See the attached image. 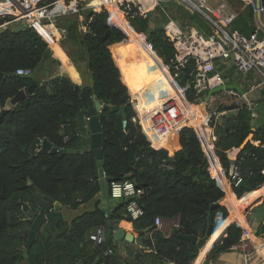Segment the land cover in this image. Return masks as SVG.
I'll return each mask as SVG.
<instances>
[{
  "label": "trees",
  "instance_id": "obj_1",
  "mask_svg": "<svg viewBox=\"0 0 264 264\" xmlns=\"http://www.w3.org/2000/svg\"><path fill=\"white\" fill-rule=\"evenodd\" d=\"M6 7L9 5L5 0L0 2L2 11ZM162 9L168 10L180 26L189 21L184 27L195 26L208 36L210 28L201 16L172 2L164 3ZM163 10L158 9L145 19H126L122 14L86 9L82 14L84 32L78 30L76 15L56 18V27L66 30L60 45L67 49L69 61L77 71L86 70L90 79L86 85L75 83L68 71L72 78L55 75L38 83L39 72L59 68L58 46L39 32L47 44L27 24L17 27L13 23L0 29V264H191L199 249L180 235L204 238L209 215L213 224L218 214L223 219L229 215L227 208L211 210L210 204L226 197L236 207L234 199L264 185V90L256 101L254 119L250 112L238 110L232 104H218L217 109L225 113L215 125L213 151L220 158H211V145L197 121L178 132L170 147L174 148L173 153L169 148L151 144L141 119L147 100L160 105L165 99L161 108L187 110L192 116H201L194 106L206 96H196L193 90V62L181 69H171L156 82L151 79L152 70L160 63L168 65L174 55L162 28L167 20ZM156 13L159 17L155 18ZM9 20L3 17L0 24ZM254 22L248 8L239 12L230 29L249 35ZM134 43L144 44L145 48L141 66L131 77L134 59L124 57L123 53L130 52ZM17 69H30L32 74L16 76ZM31 85L35 89L30 96L9 110L3 109L8 99ZM132 87L136 92L131 93ZM84 88H89L102 106L125 108V128L117 112L102 110L98 118L105 176L114 182L129 181L142 191L135 201L143 215L135 220L126 215L125 199L101 200L112 203L107 210L99 206L97 160L89 147L86 110L79 96ZM162 116L165 124L167 119L172 120L171 136L185 124L184 117L168 116L166 112ZM44 139L52 147L63 149L64 154L37 155ZM239 148L236 158H243V181L234 186L228 181L231 161L226 154ZM37 189L62 206V220L48 221L35 240L25 246L30 224L22 204L36 214L48 213L52 208ZM88 203H94L91 210L80 208ZM241 203H245L243 199ZM155 217L175 220L178 234L165 237L156 230ZM114 225L137 232L136 242H116L114 252L108 247L105 255L103 246H95L89 235L100 226L112 234ZM241 234L237 223L230 225L211 256L236 245ZM255 236L264 237V224L257 227Z\"/></svg>",
  "mask_w": 264,
  "mask_h": 264
},
{
  "label": "built area",
  "instance_id": "obj_2",
  "mask_svg": "<svg viewBox=\"0 0 264 264\" xmlns=\"http://www.w3.org/2000/svg\"><path fill=\"white\" fill-rule=\"evenodd\" d=\"M5 1L9 5L10 10L16 14V17L0 24V29L12 23L24 22L23 25H30L43 39L38 28L53 27L58 34V38L54 37V39L59 45V42L66 35V30L56 27L55 19L78 14L86 0ZM231 1L234 0H103L97 5L90 6L89 9H92L95 13L101 11L112 13L115 11L118 14H122L126 19H145L158 9L163 10L162 6L164 3L172 2L183 7L191 14L201 16L209 26H212V33L208 36H204L194 27H182L177 21L170 18H167L162 27L166 40L172 45L174 50L170 63L168 65L162 64L169 73L171 69H181L188 63L193 62L195 68L192 86L195 95L198 96L203 93L207 94L212 89L226 86V79L221 72L216 70V63L218 62L231 63L237 74L248 76L251 73H256L264 80V39L260 36L262 31L256 20L254 22V30L249 35L231 30L230 24L236 17L229 4ZM251 1L254 14H256L255 2L254 0ZM260 11L263 15V0H261ZM48 31L52 32L50 29ZM45 42L47 43V41ZM31 74L32 71L30 69H17L15 72L16 76L27 77ZM203 100L206 108L205 115L203 118H199L197 123L204 130L208 141L211 143L216 141L214 129L217 119L225 113L217 109L216 106L218 104L226 106L229 100L236 109H243L251 114H254L257 107V102L250 96V92L243 89L241 92L234 89H224ZM147 103V106L152 104L151 100H147ZM85 120L86 122L88 121L87 118ZM157 124L165 135L170 132L169 128L163 125L162 122ZM187 125H190V123ZM85 128H88L87 125ZM145 131L151 144L159 148L156 146L157 141H155L158 138V134L152 127L151 131L148 130L149 132H147L146 129ZM64 141H67V139L65 138ZM261 146L264 147V141ZM242 163V157L236 158L234 162H231L228 173V181L231 185L238 186L243 181ZM167 168L170 167L168 166ZM140 195H142V191L136 189L134 184L129 181L110 183V198H131L126 206V215L133 220L143 215L142 208L135 201V198ZM161 223L162 218L155 217L154 226L158 228ZM176 227H178V224H176ZM245 233L246 231H243L241 235H245ZM106 235V229L100 226L89 235V240L95 246H103ZM262 249L264 250V245ZM104 254L106 255L108 252L105 251ZM259 264H264V256L260 259Z\"/></svg>",
  "mask_w": 264,
  "mask_h": 264
},
{
  "label": "crops",
  "instance_id": "obj_3",
  "mask_svg": "<svg viewBox=\"0 0 264 264\" xmlns=\"http://www.w3.org/2000/svg\"><path fill=\"white\" fill-rule=\"evenodd\" d=\"M89 1L96 3L101 0H89ZM6 9H8V7H6ZM12 24H9V25H12ZM80 24L82 23L80 22L78 23V30L79 32H84L83 28H79ZM57 52L60 56L58 58L59 61L67 60L72 66V69L74 70L75 75H77V81L76 80H73V81L75 83L76 82L85 83L84 80L87 77L86 70L82 68L81 72L77 71V69L69 61L67 49L62 47V45H58ZM60 63L61 64L59 68L57 69L42 70L41 72H39L36 78V81L38 83H43L46 79H49L55 75H67L71 77L70 73L67 72V70L65 69L61 61ZM226 85H230V84H228L227 82ZM235 86H238L240 90H242L241 85H235ZM208 96L209 95L207 93L205 96V99ZM183 99L185 100L184 97ZM164 100L160 102V105L164 106V103H165ZM151 102L152 104L149 106L146 105L145 109L143 110L141 114V119L147 128V132L151 131V127H152V129L158 134V138L155 139V141H157L156 146H158L159 148L160 147L169 148L170 153H173L174 148L171 149L170 147L174 144V139H176L177 133L185 125L189 123L191 124L192 122L197 121L200 118V116L199 114L196 116H192L188 122L187 121L188 115L190 114L189 111L187 110L179 111V112L168 111L165 108H161L157 102H153V101ZM163 112H166V115L168 116L177 115L179 118L184 117L182 121H184L185 124H182V126L178 130H176L172 134V136L170 135L169 131H168L169 133L165 135L164 131L160 130V127L157 124L158 122L163 121L162 122L163 125H166L168 128L170 125H172V120L170 119H167V122L165 124L164 117L162 116ZM160 119L162 120L160 121ZM208 143L211 145V150L213 152L211 158H214L216 156L213 151V143L209 141ZM89 146H90V142H89ZM263 186H261L257 191H253V192L245 194L240 199H234L236 203V207L235 206L233 207L231 200H228L225 197L231 205V209H229V215L224 219L221 218L219 214L217 215V217L215 218L213 232L209 238V242L206 245L205 250L203 252L199 250L197 257L191 262V264H259L260 263V259L264 255V250L262 249L264 243L261 242L262 240L264 241V237H256L255 234H256L257 227L261 223L264 224V191L261 190L263 189ZM99 199H98L100 201L99 206L102 207L104 210H107L111 207L112 205L111 202L101 201L102 199L100 197ZM242 199H243V202H245L244 204L242 203L240 204V201ZM93 207H94V203H88L87 205L81 206L80 208L84 211L85 210L88 211V210H91ZM233 223H237L242 228V232L246 231L245 233L246 236L244 234L241 235L239 242L236 245L232 246L229 250L218 253L214 256H211L212 249L214 248L215 245L221 242L222 238L226 235L228 227L232 225ZM176 224L177 222L175 220L162 219L161 225L158 228H156V230L162 232V234L165 237H168L172 233ZM216 229L218 230V234L214 236V238H212L213 235L216 233L215 232ZM125 231L131 232L133 230H131L129 227H126ZM136 236L137 235L134 234L133 242H136ZM119 242H124V241H119ZM115 243L116 242H114L113 245H115Z\"/></svg>",
  "mask_w": 264,
  "mask_h": 264
},
{
  "label": "water",
  "instance_id": "obj_4",
  "mask_svg": "<svg viewBox=\"0 0 264 264\" xmlns=\"http://www.w3.org/2000/svg\"><path fill=\"white\" fill-rule=\"evenodd\" d=\"M255 2V8H256V14H255V19L256 23L259 25L262 33L264 34V20H263V15L260 11V4L261 0H254ZM35 89V85L29 86L25 90H20L17 92L15 96L12 98L8 99L5 102L4 105V110H9L12 107H14L18 102L24 100L27 98V96H30ZM227 90V89H234L238 92H241L240 88L235 85H226L224 87H219L212 89L208 92V95L211 96L215 93L221 92L222 90ZM80 100L83 104V107L86 110V118L88 119L87 121V127L89 130V140H90V149L92 150V153L94 155V158L97 160V172H98V183L100 186V198L102 200L110 198V183L114 182L111 178L106 177L104 173V162L102 160V150H101V145H102V126L100 123V120L98 118V114L102 110H110L112 112H117L122 118V126L123 128L126 127V116H125V108L124 107H108V106H102V104L95 98L94 95L91 94L89 88H84L80 91L79 93ZM252 118L254 119L255 114H251ZM251 125H253V121L251 122ZM240 151V148L235 150L234 152H229L226 154V157L231 161L234 162L236 160V156L238 152ZM49 153L51 155L55 154H64L63 149H57L52 147V145L47 141V140H42L40 144V148L37 152V155L40 154H45ZM215 156L220 158L221 156L217 153H215ZM31 182L29 181V185ZM37 193L41 196H43L44 199L48 200L52 208L48 213H34L30 210L29 206L27 204H22V211L26 215V220L30 224L29 229L27 231V240L25 243V246H29L36 238L37 233L40 231L41 227L46 224L48 221H61L62 220V206L54 201L52 198L43 195V193L37 189ZM131 200V198H126L125 201L128 203ZM210 204L209 202H207ZM219 206H223L227 208L228 210L231 209V205L228 202L226 198H223L220 202L216 204H210V209L215 210ZM208 229L205 234V237L202 239H198L195 237L191 236H184L180 235V237L192 242L193 244H196L198 249L202 251L206 245L209 242V238L213 232V218L211 215L208 216ZM109 224V222H108ZM134 234L137 235V232L131 231L127 232L123 230L122 228L118 227L117 225L113 226V232L112 234H107L105 238V243L102 247L103 251L105 252L107 248H110L111 252H114L113 249V243L114 242H119V241H124L127 243H132L134 239ZM171 234H178V231L176 229H173ZM117 255V254H116ZM163 264H175L171 262H163Z\"/></svg>",
  "mask_w": 264,
  "mask_h": 264
},
{
  "label": "rangeland",
  "instance_id": "obj_5",
  "mask_svg": "<svg viewBox=\"0 0 264 264\" xmlns=\"http://www.w3.org/2000/svg\"><path fill=\"white\" fill-rule=\"evenodd\" d=\"M4 0H0V2H3ZM229 4L231 5L234 13L236 14V16L239 14V12L245 11L251 9L252 13H253V18L255 21V14H254V10L252 8V1L251 0H234L229 2ZM83 8H81L80 12L78 14H76L75 19H77L78 23H82L79 25V28H83L84 27V18H83V13H86V9H89L90 6H92L90 3H88V0H86L83 4ZM167 12H165L164 10L162 11L167 18L173 19L170 16V13L168 10H166ZM3 17H8L10 20L13 19L14 17H16V14L10 10V8L8 7L7 10L2 11L0 9V19ZM72 17V18H74ZM159 17V15L156 13L155 18ZM175 20V19H173ZM263 20H264V14H263ZM177 21V20H175ZM178 22V21H177ZM24 22L21 23H15V26H20V24H23ZM179 23V22H178ZM189 21H183V23L181 25H186L188 24ZM154 24V20L151 21V25L153 26ZM195 27V26H194ZM210 28V32L207 33V35H210L212 33V26H209ZM262 33V32H260ZM261 37L264 38V34L262 33ZM60 43V42H59ZM60 45V44H59ZM216 70L218 72H222L224 74H226L227 77H225L226 81L228 82V84L230 85H241L242 89L244 90H248L250 92V96L258 101L259 99H261V92L264 90V80L263 78L259 75V74H249L248 76H244L242 74H237L233 68V66L231 65V63L229 62H218L216 63ZM234 76V77H233ZM85 85L87 83L90 82L89 76L87 75L86 79L84 80ZM131 91V90H130ZM132 92V91H131ZM231 104V102L228 100L227 104ZM218 106V105H217ZM216 106V107H217ZM194 108H196V112H200L201 116L200 118H203V116L205 115V105H204V100H201L199 103H197ZM192 117V115H188V118L190 119ZM188 121V120H187ZM235 150H233L232 152H234Z\"/></svg>",
  "mask_w": 264,
  "mask_h": 264
},
{
  "label": "bare ground",
  "instance_id": "obj_6",
  "mask_svg": "<svg viewBox=\"0 0 264 264\" xmlns=\"http://www.w3.org/2000/svg\"><path fill=\"white\" fill-rule=\"evenodd\" d=\"M103 1V0H101ZM101 1H98L96 3H92L91 5H97L98 3H100ZM112 13H117L115 11H113ZM39 32L43 33L46 37V39L55 46H58V44L56 43L54 37L58 38V34L55 31V29L53 27H48V28H43V27H39ZM48 29H50L52 32H49ZM144 44H140L139 46L134 43L131 46V50L130 52H124L123 56L124 57H129L131 60L134 59L131 68H130V76L131 77H135L140 66H141V62H142V56H143V52H144ZM63 64V66L65 67V69L70 72L74 78V80L77 81V75H75L74 70L72 69V66L70 65V63L67 60H60ZM128 72L124 73V76L127 75ZM166 74H168L166 68L164 67L163 64H158V66L156 67V69L152 70V76L151 79L156 82L158 80H160L163 76H165ZM132 92H136V88L132 87L131 88ZM151 94V93H149ZM215 235L218 234V230L216 229L215 231ZM206 248V247H205ZM205 248L201 251L203 252L205 250Z\"/></svg>",
  "mask_w": 264,
  "mask_h": 264
}]
</instances>
